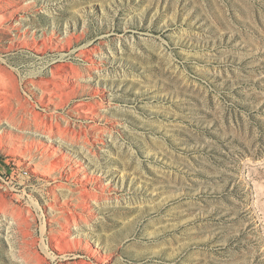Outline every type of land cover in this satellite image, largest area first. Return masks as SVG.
<instances>
[{
	"label": "rangeland",
	"instance_id": "374dc122",
	"mask_svg": "<svg viewBox=\"0 0 264 264\" xmlns=\"http://www.w3.org/2000/svg\"><path fill=\"white\" fill-rule=\"evenodd\" d=\"M0 264H264V0H0Z\"/></svg>",
	"mask_w": 264,
	"mask_h": 264
}]
</instances>
